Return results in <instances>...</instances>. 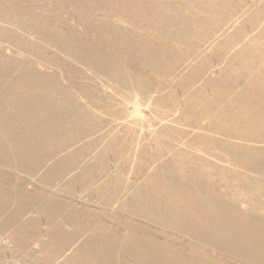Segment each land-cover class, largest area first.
Returning a JSON list of instances; mask_svg holds the SVG:
<instances>
[{
    "label": "rangeland",
    "instance_id": "374dc122",
    "mask_svg": "<svg viewBox=\"0 0 264 264\" xmlns=\"http://www.w3.org/2000/svg\"><path fill=\"white\" fill-rule=\"evenodd\" d=\"M0 57L2 183L43 205L18 222L13 206L1 213L0 264H101L76 232L85 223L113 240L137 223L153 247L191 253L193 212L176 223L187 233H162L119 209L145 197L151 171L190 185L187 204H206L209 223L235 218L211 210L228 202L264 222V0H0Z\"/></svg>",
    "mask_w": 264,
    "mask_h": 264
},
{
    "label": "bare ground",
    "instance_id": "6f19581e",
    "mask_svg": "<svg viewBox=\"0 0 264 264\" xmlns=\"http://www.w3.org/2000/svg\"><path fill=\"white\" fill-rule=\"evenodd\" d=\"M11 67H12V65H11ZM13 68L15 69V66H13ZM18 70H19V68H18ZM13 72L14 71L11 72V75L9 72H7L9 75H7V76L5 75L7 77L6 79H8L9 82H12L9 79H12L11 76H12ZM21 72H20V74H21ZM15 73L16 72H14L13 75H15ZM18 75L19 74H17V76H16L17 78L20 76H22V78H24L23 75H20V76H18ZM13 78H15V77L13 76ZM23 80L25 81V79H23ZM23 80H22L23 84L26 81H28V79L25 82ZM30 81H32V80H30ZM59 82H60V80H59ZM29 84H30V82H29ZM38 85H41V84L38 83ZM51 86H53V84H51ZM57 87H59V86H57ZM2 88L3 87H0V89H2ZM11 89H12V86H11ZM15 91H16V89H15ZM37 91L39 93H36V94H42V96H44L46 94V92H44L40 89ZM2 92L5 93V91H2ZM12 92H13V90L11 91V93ZM8 93H10V92H8ZM17 94H19V93H17ZM0 95H2V94H0ZM14 95H15V93H14ZM28 96H32V95H28ZM3 101H5V100H3ZM1 104L2 103H0V111L3 110V108L1 107ZM36 104H39V103H36ZM25 106H27V105H25ZM35 106H37V105H35ZM31 107L32 106H30V108ZM38 107L40 108V106H38ZM33 110H34V108H33ZM42 111H41V113H42ZM17 117H19V119H21L23 124H28L31 122L35 123V121H36L40 125H44V126L46 125L44 121L47 118L44 116L43 117L38 116V118H36V119L31 118L32 119V120H30L31 122L27 121L28 118L22 119L23 116L21 114H19ZM69 117H71V116H69ZM58 118H60V117H57V119ZM58 121H59V119H58ZM70 122H71V120H70ZM51 127H53V126H51ZM2 139H3V137H2ZM24 142H25V140H24ZM19 149H21V147H19ZM26 150L29 151V148ZM8 154H10V153L4 154V155H6V157H9ZM23 156H25V158H26L27 154H25ZM66 162H69V160H67ZM66 162H64V164ZM88 162L84 161V163H87V165H88ZM7 163L12 164V161H7ZM84 163H82V164H84ZM23 164H24L23 162L15 163V165H19L20 167H24ZM66 164H68V166L65 168L63 166V169L60 170V173L58 172V170H55V171H57V172H55L56 173L55 176L57 178H58V176H57L58 173L60 175H62L63 177L66 174L67 175L69 174L67 172L71 169L72 166H71V163H66ZM74 164L77 165L76 163H74ZM29 167H31V166H29ZM53 167H55V165ZM81 167H82V165L80 166V168ZM81 170H84V169H81ZM20 171H21V169H20ZM151 172H149V175H152V176H149L148 178H150V180H152V182L150 184L146 183L147 187L145 186V188H146L145 192H147V194L145 195V197H140L139 195L134 194V192L132 194L130 192L129 196L126 198H129L132 201L128 203L126 201L122 202V200H121V204H120L119 209L128 212L132 216L136 215L135 217H137V218L140 217L145 222H147L149 224L151 223V224H155L156 226H160V229L163 228L162 233H163V231H165L164 229H166V230L167 229H169V230L174 229L175 232L178 230V232H181V233L186 232V229L183 230V228L178 226L176 223L178 221H180L185 215L193 212L194 215H193L191 221L187 222V224H188L187 227L190 225V226H196L197 229H199V232L196 235H194L195 239L197 240V241H194V242H196V244H193L191 253H186L184 251H173V245L170 244L172 241L170 240L171 242H169L168 240H165V238H164V241L161 243L163 248L159 250L150 244L151 241L153 240L152 239L153 233L146 231L144 229H141V226H139L137 223H130V225L126 224V225H128V227H130V230H128L129 232H127L126 235H123L122 237L120 236V238H116V240H113L112 239L113 236H111L112 232L110 233L107 230L105 232H103L102 229H100L98 232H96V231L93 232L86 226L87 225L86 223L80 225L79 224L80 222H79L78 224L80 226V228H79L80 230H78L76 232L80 233L81 236H84V238H85L84 247L86 249H89V251L98 253V259H99L101 264H264V222L260 219L261 217L260 218L256 217L252 212L246 213L244 211H241V209H239V206H237V203L235 204V202H233V203L228 202V203H225L226 205H224V207L215 206V207H213L214 209H211V210H213V211L216 210L214 213H218V212H220L221 209H223L224 211H226L229 214H231L232 216H234L236 219L240 218L241 220L239 219V221H240V223L242 222V224L238 223V221H236L235 218L228 220L226 227H222V226L219 227L217 225H214V223H209L208 214L210 212V209L206 206V204H202V205L201 204L193 205L192 203H191L192 205L187 204L188 202L186 199H188V197H190V195L192 194L191 192H194L193 188H191L190 185L188 186V184H184V182H182L183 184L178 183L175 185L174 183H171L170 181H167V180H163V181H167L168 183L167 182L166 183L158 182V181H156L157 179L155 177H153V174H152L153 172L152 173ZM165 172L167 174V171H165ZM53 173H54V170H53ZM76 173H77V171H76ZM73 174H75V173H73ZM77 174H79V172ZM160 174H161V172H160ZM91 175H90V177L88 176V178H89V181L92 182V181H94V178H93V174H91ZM162 175H164V174H162ZM55 176H53V177H55ZM155 176H157V174ZM1 177H2V175L0 174V197L4 198L3 199L4 202L0 203V204H2V206H4V207L2 208V206H1L0 215L4 211V209H11L13 206L16 213H14V215L11 214V216H12L11 218H13L14 221L18 222L19 218L21 217V216H18V213L19 214H27V212H25V211H27L28 208L36 209L40 206H43L42 204H40L41 202L39 204L38 203H30L29 201H31V199H29V201H28L26 199L27 197L24 198V196L21 193L13 194L10 187H7L4 185L5 181H3V183H2L3 178H1ZM161 179H164V178H161ZM59 180H60V178H59ZM69 180H70V182L76 181L74 178L69 179ZM66 182H67V180H66ZM79 182L76 181L75 185L77 183L79 184ZM82 182L86 183V181H82ZM175 183H176V180H175ZM79 187H80V185H79ZM101 188L105 189L104 186H102ZM204 192H205V188H204ZM196 193H199V192H196ZM196 193H194V194H196ZM138 194H140V193H138ZM202 194H200V195H202ZM204 196H208V195H204ZM196 197H198V196H196ZM198 198H200V196ZM201 199L203 201V196ZM116 200L106 201L107 203L105 202L106 203L105 205L107 207L111 208L113 206V203ZM195 201H196V199H195ZM42 203H45L44 205H46V202H42ZM5 206H6V208H5ZM49 207L50 206H48V205L45 206L47 211H49ZM32 212H33V209H32ZM73 215H75V214H73ZM115 218H117V217L115 216ZM23 220H25V219H23ZM78 220H80V219H78ZM182 221L181 222L184 224L185 220H182ZM51 222H53V221H51ZM118 223L119 224L121 223L122 225L125 226L123 221L122 222L119 221ZM183 227H185V225ZM217 227L221 230H219ZM217 229H218L219 233L217 232ZM169 230H167V231H169ZM190 230H191V228H190ZM150 233H152V235ZM168 233H170V232H168ZM183 236H185V234ZM199 236H201L200 237L201 239H203V238H210L211 240L218 239V241L221 242L222 246H220V247L215 246L214 249L217 252L212 253V250L214 247L213 244L207 243V242L203 243L202 240L199 238ZM158 237H155V238L158 239ZM238 240L242 241L243 245H242V247H239L238 249L234 250L233 249V248H235L234 243L237 242ZM158 241H160V240H158ZM198 241H200V242H198ZM96 242H98L99 245L97 246V248L95 250V247L93 245L98 244ZM191 245H192V243H191ZM225 245L227 247H231L232 250H230V249L228 250V248H225L226 247ZM183 247H185V246H183ZM177 248L182 249V247L179 245ZM184 250H186V249H184ZM201 254H204L203 258L205 257V255L210 256L209 260L204 261L201 257L202 256ZM206 259L207 258H205V260Z\"/></svg>",
    "mask_w": 264,
    "mask_h": 264
}]
</instances>
